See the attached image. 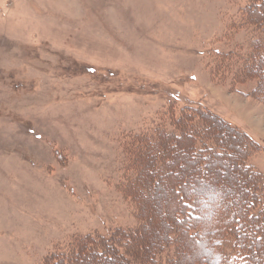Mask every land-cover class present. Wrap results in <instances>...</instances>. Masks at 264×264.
I'll return each mask as SVG.
<instances>
[{"label":"rangeland","instance_id":"374dc122","mask_svg":"<svg viewBox=\"0 0 264 264\" xmlns=\"http://www.w3.org/2000/svg\"><path fill=\"white\" fill-rule=\"evenodd\" d=\"M250 1L0 0V264H44L75 237L136 228L119 189L127 149L151 136L147 153L187 103L233 155L254 141L249 162L264 175V102L220 65L254 38L238 25ZM173 142L176 163L191 165L188 141ZM230 154L216 167L228 189L244 177ZM145 208L149 239L161 224Z\"/></svg>","mask_w":264,"mask_h":264},{"label":"trees","instance_id":"16d2710c","mask_svg":"<svg viewBox=\"0 0 264 264\" xmlns=\"http://www.w3.org/2000/svg\"><path fill=\"white\" fill-rule=\"evenodd\" d=\"M247 7L238 25L250 27L254 38L246 51L226 52V62L220 65L234 75L233 87L251 84L249 94H242L264 102L260 89L264 79V0H251ZM187 104L175 116L168 134L160 131L158 143L147 153L143 151L152 143L151 136L136 140L127 149L133 174L128 171L119 189L134 210L136 228H117L108 237L98 233L75 237L68 246L53 251L44 264H264V175L249 162L256 143L245 139L243 152L233 155L236 148L228 147L223 142L228 138L205 120L209 114ZM234 128L229 127L235 133ZM176 140L188 141L186 151L192 166L176 163L175 156L180 154L173 148ZM224 151H230L228 158L235 159L244 173L231 189L224 172L216 168ZM151 199L157 200V208L152 207ZM145 206L148 211L157 210L156 220L161 224L153 227L156 234L149 239L145 232L152 228L147 224ZM160 229L163 232L157 235ZM189 244L201 250L186 259L183 255ZM118 247L136 260L120 256Z\"/></svg>","mask_w":264,"mask_h":264}]
</instances>
